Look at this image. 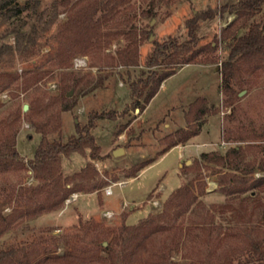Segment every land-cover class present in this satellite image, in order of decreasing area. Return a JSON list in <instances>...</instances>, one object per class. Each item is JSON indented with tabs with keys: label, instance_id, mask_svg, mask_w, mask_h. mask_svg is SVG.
<instances>
[{
	"label": "rangeland",
	"instance_id": "obj_1",
	"mask_svg": "<svg viewBox=\"0 0 264 264\" xmlns=\"http://www.w3.org/2000/svg\"><path fill=\"white\" fill-rule=\"evenodd\" d=\"M26 1L27 6L33 4V0H19L20 4ZM234 1L129 0L117 7L107 22H100L101 34L93 39L86 54L78 52L62 61L56 57L57 46L53 45L43 46L27 60L20 58L18 45L23 47L27 42L15 34L1 37L6 19L0 12V80L5 86L0 90V139L15 133V147L23 157L22 166L0 169L1 198L3 188L20 186L23 192L22 198L0 208V248L26 246V255L34 258L30 264H248L250 244L260 241L264 246V185L254 186L264 179V139L252 133L264 126V59L248 63L240 71L235 90H242L231 102L221 91L220 62L207 66L183 64L164 79L142 110L130 109L114 120L98 119L91 133L102 155L94 162V178L101 183L100 198L96 190L85 186L73 192L77 197L71 198V193L61 205L38 211L37 205L48 204L52 197L44 202L39 191H27L29 186L42 182L26 163L41 139L36 124L59 114L60 133L49 137L64 142L75 134V125L86 124L90 112L120 111L130 102L127 85L145 70L153 41L162 42L169 36L184 40L185 20ZM54 3L38 0L37 13L27 23V31L33 25L38 33L44 28L49 29L47 32L54 29L55 21L65 14L61 7L53 10ZM149 8L154 15L143 16L142 11ZM23 13H31L30 7ZM234 17L228 14L199 21V45L216 43L220 60L228 54L222 29ZM130 25L135 26V36L141 30L145 35L138 38L139 65L126 67L118 63L116 56L127 37L117 32ZM80 58L85 65H75V59ZM203 95L209 96L210 110L201 124V138L185 148H169L161 153L159 139L185 126L189 104ZM65 105L68 108L63 109ZM232 132L240 133L242 138L225 141L224 136ZM201 140L207 142L206 146ZM232 146L242 149L236 169L201 161V152L197 154L199 150L224 153ZM117 148L122 151L114 156ZM87 159V151L85 155L71 152L62 156V176L79 172ZM144 161L149 163L131 177L134 167ZM196 169L203 177L192 189L196 200L191 205H165L170 192L182 183L179 170L191 179ZM107 188L110 194L105 193ZM149 192L152 195L147 199ZM152 217L151 232L144 230L129 242L125 253L108 255L101 249V245L110 244V237L97 235L93 227L134 226ZM63 236H68L67 244ZM19 253L24 254L23 250Z\"/></svg>",
	"mask_w": 264,
	"mask_h": 264
},
{
	"label": "trees",
	"instance_id": "obj_2",
	"mask_svg": "<svg viewBox=\"0 0 264 264\" xmlns=\"http://www.w3.org/2000/svg\"><path fill=\"white\" fill-rule=\"evenodd\" d=\"M128 1L55 0L53 10L61 7V11L65 12L64 16L55 21L53 30L47 32L49 29L44 28L43 33H38L34 25L30 30L27 31L26 29L27 23L32 21V19L34 20L33 16L37 13L38 0H33L31 6H27V1L20 4L19 0H0V12L5 16L4 20L6 19V25L1 37L15 34L17 38L25 39L26 45L23 47L20 46V43L18 45L20 58L24 60L36 55L43 46L53 45L57 46L56 57L62 61L63 58L71 57L78 52L86 54L93 39L101 34L100 22H107L109 16L116 11L117 7L126 4ZM29 7L31 13L24 14L23 12ZM141 14L143 16L154 15L153 9L150 8L142 11ZM228 14H233L235 17L222 29L223 40L228 48V54L226 58L220 60V57L215 52L216 43L209 42L199 45L197 34L200 28L199 21L212 20L216 16L224 18ZM255 15L259 17L255 19ZM185 25L187 27L186 39L178 40L174 36H169L162 42L153 41L154 47L146 57L145 70L140 73L138 78L130 80L127 85L131 96L130 102L123 106L120 111L114 109L90 112L86 124L75 125V134L70 135L64 142L60 139L49 137L53 133H60L59 114L47 118L41 124L35 125V130L41 135V139L33 157L27 160L26 163L34 177L42 182L29 186L27 191L31 193L32 191H39L38 194L44 202H48L52 197L48 204H38V211L49 210L61 205L69 194L82 191L85 186L86 189L96 190L100 198L98 189L101 187V183H96L94 178L96 174L94 162L102 155L99 154L100 146L95 144L94 135L91 133L96 126L97 120L100 118L114 120L118 116L127 114L130 109L140 108L142 110L156 94L163 80L171 76L179 66L196 63L209 65L220 62L218 72L221 74V91L226 95L228 102L238 97V92L242 90V87L237 91L235 90V84L238 82L240 71L244 70L248 63L264 59V0H236L228 4H222L217 8H208L195 13L191 18L185 20ZM133 27L135 26L130 25L127 30L117 32L119 34L124 33L125 37H127L126 44L120 46L116 56L118 63L126 67L139 65L140 43L138 38L145 35V31L141 30L135 36V30H132ZM131 32L133 35H130ZM40 38H43L42 42L39 40ZM1 51L2 49H0ZM2 75L0 73V79ZM4 88L5 86L0 80V90ZM64 98L69 99L67 97ZM66 108H68V105L63 107V109ZM187 109L188 111L184 115L188 126L166 133L160 138L159 142L163 145L160 150L161 153L172 146L187 143L191 137L196 135L202 127L201 124L205 121L206 117L204 115L210 110V105L207 106L205 97L198 96L189 104ZM130 123L128 122L124 125L125 129ZM252 133L259 135L263 140L264 126H260ZM224 137L225 141L228 142L232 138H242L240 133L234 132L227 133ZM15 143V133L0 139V169L23 165V157L17 147H15ZM241 150L240 146H232L224 153L216 150L202 151L199 154V159L215 164H225L227 167L236 169L239 167L237 162L240 160ZM86 151L88 159L85 166L79 172L63 177L61 173V157L71 152L85 155ZM148 163L149 161H144L138 166L136 165L130 176L135 175L139 167ZM179 176L182 178V183L170 192L165 205L170 203L181 204L183 202L191 205L196 200V195H194L192 189L195 187V183L198 182L200 184L203 178L199 175V169H196V174L191 179H186L182 170H179ZM76 179L80 181L74 183L73 186L66 187V184L75 182ZM258 185H264V179L254 183V186ZM21 189L20 186H17V188H3L4 197L1 198L0 196V208L13 202L17 197L22 198L23 192ZM149 193L147 199L152 195L151 192ZM28 197L29 200L32 198ZM152 219L153 217L149 220H141L139 224H134V226L121 224L117 225V227H105L98 225L95 228L93 227V229L97 235L106 234V236L110 237V244L108 246L101 245V249L105 250L108 255H117L120 252L125 253L128 243L134 241L144 230L151 232ZM67 237L63 236V240L61 239L63 243H68ZM58 240L55 239V241ZM26 249L24 245L19 247L10 245L0 248V264H30L34 258L31 259L30 255H26ZM20 250H23L24 254L19 253ZM247 258L248 264H264V246L260 241H253L250 244Z\"/></svg>",
	"mask_w": 264,
	"mask_h": 264
},
{
	"label": "crops",
	"instance_id": "obj_3",
	"mask_svg": "<svg viewBox=\"0 0 264 264\" xmlns=\"http://www.w3.org/2000/svg\"><path fill=\"white\" fill-rule=\"evenodd\" d=\"M196 64H198V63H196ZM196 64H194V65H196ZM203 65V64H202ZM205 66H207V65H205ZM172 75V74H171ZM163 82H164V80H163ZM163 82H162V84L161 85H163ZM160 85V86H161ZM203 97H205L206 99H207V106H209L210 104H209V96L208 95H203ZM207 113H209V111L207 112ZM187 123H185V126H183L184 128H186L187 127V125H186ZM165 125L166 126H168V123L167 122H165ZM129 126V125H128ZM128 126H127V128H128ZM174 131V130H173ZM169 132H172V131H169ZM169 132H167V133H169ZM203 133H202V127L199 129V131H198V133L196 134V135H194L193 137H191L188 141H187V143H185V144H178V145H175V146H172L171 148H185L187 145H189L190 143H192L191 141L192 140H194V139H198V137H200L201 138V135H202ZM199 138V139H200ZM202 145H205L206 146V143L207 142H205V141H203V140H201V142H200ZM200 145V144H199ZM202 151H205V150H202ZM201 150H199V152L197 153V154H199L200 152H202ZM189 155V154H188ZM188 155L187 156H185V157H188ZM180 157L182 158L183 157V155L180 153ZM184 158V157H183ZM185 159V158H184ZM186 161H187V159H186Z\"/></svg>",
	"mask_w": 264,
	"mask_h": 264
},
{
	"label": "built area",
	"instance_id": "obj_4",
	"mask_svg": "<svg viewBox=\"0 0 264 264\" xmlns=\"http://www.w3.org/2000/svg\"><path fill=\"white\" fill-rule=\"evenodd\" d=\"M75 61H76V62H75V65H77V66H79V65H83V64L85 65V62H84L83 59H81V58H80V59H75ZM105 193H106V194H110V193H111V189H110V188H107V189L105 190ZM70 196H71V198H75V197H77V196H76V193H72ZM67 200H70V199H67Z\"/></svg>",
	"mask_w": 264,
	"mask_h": 264
},
{
	"label": "water",
	"instance_id": "obj_5",
	"mask_svg": "<svg viewBox=\"0 0 264 264\" xmlns=\"http://www.w3.org/2000/svg\"><path fill=\"white\" fill-rule=\"evenodd\" d=\"M153 36L152 35H150L149 36V38H152ZM70 94V92H67V95H69ZM27 108V105H24L23 106V110H25ZM122 151V148H117V149H115L114 150V152H113V155L115 156V155H117L118 153H120ZM189 161V160H188Z\"/></svg>",
	"mask_w": 264,
	"mask_h": 264
}]
</instances>
